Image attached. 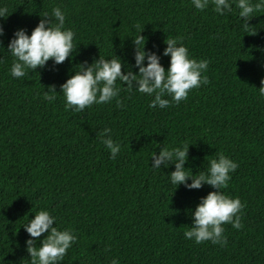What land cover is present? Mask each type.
<instances>
[{
  "label": "trees",
  "instance_id": "1",
  "mask_svg": "<svg viewBox=\"0 0 264 264\" xmlns=\"http://www.w3.org/2000/svg\"><path fill=\"white\" fill-rule=\"evenodd\" d=\"M0 3L10 13L0 18V264H31L22 225L41 208L78 237L59 264H109L113 257L119 264H264V97L257 89L264 77V10L244 33L235 4L219 14L211 5L197 10L191 0ZM54 6L66 12L76 49L60 64L50 58L24 77L11 76L7 44L14 30L30 34L39 13ZM139 32L158 54L167 36L181 37L191 56L208 59V83L160 108L149 107L152 96L117 81L121 91L111 101L65 108L60 85L77 64L115 53L134 65L130 35ZM169 59L161 56L165 68ZM49 85L56 86L54 100L44 99ZM105 127L120 143L115 158L98 134ZM163 143H189L185 167L193 171L221 151L237 162L223 191L244 204L242 227L223 224L224 246L184 237L191 211L214 189L176 188L168 174L174 164L152 169L151 154Z\"/></svg>",
  "mask_w": 264,
  "mask_h": 264
},
{
  "label": "clouds",
  "instance_id": "2",
  "mask_svg": "<svg viewBox=\"0 0 264 264\" xmlns=\"http://www.w3.org/2000/svg\"><path fill=\"white\" fill-rule=\"evenodd\" d=\"M191 3L197 10H204L211 5L213 11L219 14L231 11L232 5L235 4L244 33H249V21L257 16L254 13L264 10V0H191ZM9 14L7 6L0 3V18L6 19ZM39 15L41 19L30 34L24 27H19L14 30L7 44V52L13 57L9 69L13 77H24L28 69L34 71L38 67H44L50 58L53 65L60 64L70 58L76 49L75 32L65 26L66 12L61 7L54 6L51 13L45 11ZM3 33L4 28L0 26V36ZM130 36L134 46V65L115 53L108 57L99 55L91 63L85 60L77 64L78 68L75 65L74 74L69 75L60 85L59 92L63 93L65 108L82 111L93 103L111 101L118 97L121 91L117 81L129 92L135 90L152 96L149 107L160 108L166 107L170 102H180L187 97L190 89L208 83V76L205 74L208 59L198 60L191 56L187 46L181 42V37L167 36L164 41L166 47L158 54L146 49V40L141 32ZM0 48L4 49L2 41ZM260 51L264 52V48ZM162 55L170 58L167 68L161 63ZM133 67L138 70L133 71ZM260 84L258 93L264 97V77L261 78ZM55 93L56 86L49 85L43 93L44 99L54 100ZM166 95L170 96V99L165 98ZM117 104L119 105V100ZM98 134L112 158H115L120 150V143L113 140L107 127ZM189 145L182 143L167 146L163 143L159 153L151 154L150 166L155 170L161 169L162 165L166 168L174 164V170L168 174L171 184L176 185V188L181 183L189 189L200 188L206 183L214 189L200 197L199 203L190 214L192 222L185 228L183 235L196 243L210 240L213 244L224 246L227 237L223 234V224L230 222L233 228L242 227L241 209L244 204L238 196L223 191L238 164L221 151L217 152L215 157L207 159L202 169L193 171L192 167H185L189 162ZM34 213V217L22 225L29 234L25 244L31 264H59L64 260L67 250L78 239L75 230L71 227L56 226L54 222L57 217L47 208H41ZM42 233L47 234L41 239ZM109 264H119L118 258L113 257Z\"/></svg>",
  "mask_w": 264,
  "mask_h": 264
}]
</instances>
